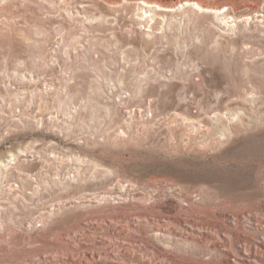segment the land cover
Listing matches in <instances>:
<instances>
[{
	"label": "rangeland",
	"instance_id": "1",
	"mask_svg": "<svg viewBox=\"0 0 264 264\" xmlns=\"http://www.w3.org/2000/svg\"><path fill=\"white\" fill-rule=\"evenodd\" d=\"M147 1L0 0V264H264V0Z\"/></svg>",
	"mask_w": 264,
	"mask_h": 264
},
{
	"label": "bare ground",
	"instance_id": "2",
	"mask_svg": "<svg viewBox=\"0 0 264 264\" xmlns=\"http://www.w3.org/2000/svg\"><path fill=\"white\" fill-rule=\"evenodd\" d=\"M137 6H138V10L140 11V17L142 18H146L148 21L153 20V19H157L160 17V14L163 13H169V12H175L177 11L176 8H184L185 5L188 6H192L197 10H202V11H208V12H213V14L220 20L222 21V23L225 24V28L231 29L232 27H234L237 23V18L236 17H231L230 14H228V12H222V8H209V7H204L202 4H200L197 1H185L184 3H180L179 5L175 6V7H169V6H163L157 2H150L147 0H139V2H136ZM229 10V9H228ZM146 27V26H145ZM152 28V27H151ZM23 152H26V150H21L19 153H12L9 152L8 156L9 158L6 159H0V176H2L4 174V169H7L11 164H16V160L19 158L20 154H23ZM260 206V203H259ZM261 207V206H260ZM148 208V206H147ZM164 208V212L166 211V213L168 214H174V212L176 211L175 208L173 207H166V206H161L160 209ZM163 210V209H162ZM143 209L141 210V213H147L145 211H143ZM172 218V217H171ZM178 220V219H177ZM86 223V222H85ZM81 227V226H80ZM116 228V227H115ZM119 231V229H114V232ZM76 234V232H75ZM71 237V236H70ZM58 240V239H57ZM258 240V239H257ZM69 237H62L60 238V240H58V242H56L58 247H65L67 249H70L71 245L69 244ZM104 242V241H103ZM102 242V243H103ZM245 242V241H244ZM247 242V241H246ZM153 243L155 245H158L156 243V241L154 240ZM259 243V242H258ZM257 245V244H256ZM74 246V245H73ZM239 246V245H238ZM262 246V245H261ZM243 247V246H241ZM250 247V246H249ZM258 245L255 247L257 248ZM72 248V247H71ZM245 248V247H244ZM52 249V248H51ZM57 249V248H56ZM83 251L86 249H92V246H90L89 244L85 243L83 245ZM260 249V248H259ZM258 249V250H259ZM53 250V249H52ZM58 250V249H57ZM151 250V249H150ZM159 251V250H157ZM232 251V250H231ZM50 252V251H49ZM46 253V252H45ZM44 253V254H45ZM223 256L226 258V262L227 264H260V262H262L263 260L259 259L257 256V253H253L250 250L249 251H243L241 259L243 260L242 262L240 260H238V257L235 254H232L229 251H222ZM159 254V253H158ZM260 254V253H259ZM261 255V254H260ZM45 256V255H44ZM42 256V257H44ZM58 256V255H57ZM94 256V255H93ZM41 257V255H40ZM27 258V257H26ZM32 259V258H31ZM38 259V257H37Z\"/></svg>",
	"mask_w": 264,
	"mask_h": 264
}]
</instances>
